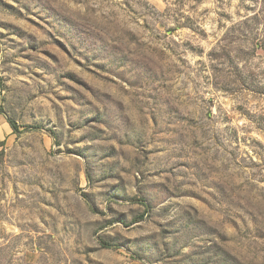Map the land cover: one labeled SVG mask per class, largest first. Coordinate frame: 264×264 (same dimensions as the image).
Here are the masks:
<instances>
[{"label": "rangeland", "instance_id": "rangeland-1", "mask_svg": "<svg viewBox=\"0 0 264 264\" xmlns=\"http://www.w3.org/2000/svg\"><path fill=\"white\" fill-rule=\"evenodd\" d=\"M0 264H264V0H0Z\"/></svg>", "mask_w": 264, "mask_h": 264}, {"label": "crops", "instance_id": "crops-1", "mask_svg": "<svg viewBox=\"0 0 264 264\" xmlns=\"http://www.w3.org/2000/svg\"><path fill=\"white\" fill-rule=\"evenodd\" d=\"M0 107H2L1 85H0ZM14 135H15V131L13 130L11 124L9 123L8 116L4 112H0V143L9 142Z\"/></svg>", "mask_w": 264, "mask_h": 264}, {"label": "trees", "instance_id": "trees-1", "mask_svg": "<svg viewBox=\"0 0 264 264\" xmlns=\"http://www.w3.org/2000/svg\"><path fill=\"white\" fill-rule=\"evenodd\" d=\"M0 112H3V108L2 107H0ZM9 123L11 124V126H12L13 130L15 131V133H18L19 129H18V126H17L16 122H14L13 120H11L9 118ZM5 145H6V142L0 143V147H4Z\"/></svg>", "mask_w": 264, "mask_h": 264}]
</instances>
